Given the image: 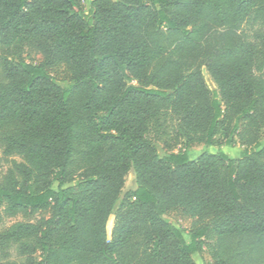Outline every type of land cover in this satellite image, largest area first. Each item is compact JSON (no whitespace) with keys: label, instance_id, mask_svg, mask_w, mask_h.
I'll list each match as a JSON object with an SVG mask.
<instances>
[{"label":"trees","instance_id":"1","mask_svg":"<svg viewBox=\"0 0 264 264\" xmlns=\"http://www.w3.org/2000/svg\"><path fill=\"white\" fill-rule=\"evenodd\" d=\"M88 1L0 0L1 153L19 158L0 175V264H195L203 239H264V0Z\"/></svg>","mask_w":264,"mask_h":264},{"label":"rangeland","instance_id":"2","mask_svg":"<svg viewBox=\"0 0 264 264\" xmlns=\"http://www.w3.org/2000/svg\"><path fill=\"white\" fill-rule=\"evenodd\" d=\"M82 6L85 12L89 10V1L82 0ZM22 57L31 63H42L44 61L43 55L25 45L23 47ZM202 74L204 80L209 87V89L213 93H218V88L215 83L212 81L210 75L206 71L205 66L201 67ZM47 71L50 74L51 78L61 87H68L72 84L71 79V70L69 66L64 62H56L47 66ZM2 131H0V138L2 136ZM264 134V132H263ZM144 139L152 140L154 143L162 147V149L166 148V145L172 146L173 141H169L168 143H164L162 141L157 140L152 132H148L144 135ZM166 144V145H165ZM180 145L173 148V150H177ZM204 145L202 143H192L188 146V152L191 157H195L200 151L204 149ZM219 148L218 146H214L213 150ZM223 150H225L231 157L238 156L242 150V147L235 143L231 146L222 145L220 146ZM2 150V142L0 140V175H2L6 168L9 165V162L12 158L19 159L17 156H4L1 153ZM73 184V183H72ZM134 175L132 171L127 172L124 175V183L121 189V194H124L128 190L134 187ZM47 212H39L34 216L30 217L32 220H36L41 216H46ZM164 217L174 224L176 227L183 228L186 231H190L196 225V221L187 215L184 210L180 207H174L164 214ZM27 218L18 214L14 217H9L4 219L5 225H9L15 221L25 220ZM115 217L114 214H111L108 218L106 224V233L107 238L110 240L112 229L114 226ZM218 250L222 259L225 261V264H262L264 260V239L262 237H257L252 240H246L239 244L237 239L231 238L226 239L220 244L215 243L214 239H203L200 243L199 250L193 254V261L195 264H217L213 258V253ZM243 262V263H242Z\"/></svg>","mask_w":264,"mask_h":264},{"label":"crops","instance_id":"3","mask_svg":"<svg viewBox=\"0 0 264 264\" xmlns=\"http://www.w3.org/2000/svg\"><path fill=\"white\" fill-rule=\"evenodd\" d=\"M239 156V155H238ZM238 156H235V157H238Z\"/></svg>","mask_w":264,"mask_h":264}]
</instances>
